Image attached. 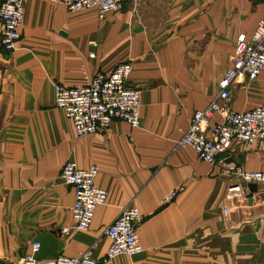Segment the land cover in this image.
<instances>
[{
	"label": "crops",
	"instance_id": "crops-1",
	"mask_svg": "<svg viewBox=\"0 0 264 264\" xmlns=\"http://www.w3.org/2000/svg\"><path fill=\"white\" fill-rule=\"evenodd\" d=\"M22 9L16 49L0 51V264L89 250L100 261L105 229L129 205L140 214L142 252L107 264H264V190L225 204L230 180L220 167L179 145L193 113L218 94L237 37L264 19V0H147L102 20L95 9L68 11L63 0H22ZM125 62L127 86L141 91L139 126L118 121L77 138L54 105V86L85 85ZM229 95L235 112L264 106V69ZM227 161L264 171V143L234 141ZM66 162L95 165V185L108 194L87 231L73 228L74 191L59 177Z\"/></svg>",
	"mask_w": 264,
	"mask_h": 264
},
{
	"label": "built area",
	"instance_id": "built-area-1",
	"mask_svg": "<svg viewBox=\"0 0 264 264\" xmlns=\"http://www.w3.org/2000/svg\"><path fill=\"white\" fill-rule=\"evenodd\" d=\"M147 0H63L70 12L95 9L99 20L107 13L120 12L126 3L137 10ZM23 22L22 0H0V51L10 54L21 39ZM94 57L93 54L90 55ZM264 69V19L258 22L250 37L239 35L236 39L231 64L218 82L219 92L209 105L193 113L188 128L179 145L191 148L198 159L220 167L219 176L230 180L224 203L241 200L247 188L243 183H255L264 190V171H243L227 161L234 141L254 145L264 143V106L248 111L235 112L228 108L229 88L237 80H255ZM128 62L117 65L109 74L97 72L89 82L78 87L54 86V105L63 111L73 126L77 138L108 132L113 122H124L131 128L139 126L141 91L127 86L131 74ZM219 115L220 122H213ZM98 168L91 165L79 168L73 162H66L60 170V179L74 191L71 209L74 229L87 231L92 223L95 209L107 199V191L96 187ZM174 196L171 193L167 200ZM227 216L228 208L223 207ZM140 214L135 206L122 209L119 216L105 229L110 244L104 257L95 260L91 251L77 257L60 256L50 262H37L31 256L21 264H107L114 258L133 256L142 252L136 227ZM64 228L61 233L68 234ZM39 243L31 244L36 253Z\"/></svg>",
	"mask_w": 264,
	"mask_h": 264
},
{
	"label": "water",
	"instance_id": "water-1",
	"mask_svg": "<svg viewBox=\"0 0 264 264\" xmlns=\"http://www.w3.org/2000/svg\"><path fill=\"white\" fill-rule=\"evenodd\" d=\"M242 187L247 188L248 190V198H251L255 193L258 192V185L255 183H243Z\"/></svg>",
	"mask_w": 264,
	"mask_h": 264
}]
</instances>
